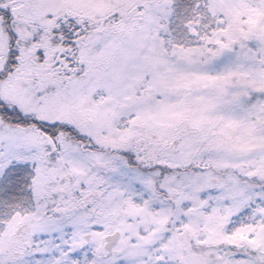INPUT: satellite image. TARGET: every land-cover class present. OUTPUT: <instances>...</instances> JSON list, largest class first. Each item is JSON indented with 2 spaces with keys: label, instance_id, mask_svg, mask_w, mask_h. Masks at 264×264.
I'll use <instances>...</instances> for the list:
<instances>
[{
  "label": "snow or ice",
  "instance_id": "snow-or-ice-1",
  "mask_svg": "<svg viewBox=\"0 0 264 264\" xmlns=\"http://www.w3.org/2000/svg\"><path fill=\"white\" fill-rule=\"evenodd\" d=\"M0 264H264V0H0Z\"/></svg>",
  "mask_w": 264,
  "mask_h": 264
}]
</instances>
